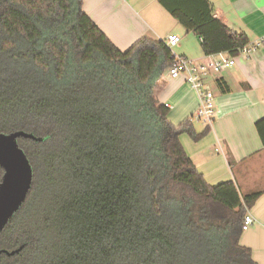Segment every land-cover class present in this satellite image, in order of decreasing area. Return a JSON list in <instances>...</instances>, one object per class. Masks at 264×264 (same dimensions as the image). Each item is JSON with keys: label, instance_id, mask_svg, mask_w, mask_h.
I'll return each instance as SVG.
<instances>
[{"label": "trees", "instance_id": "16d2710c", "mask_svg": "<svg viewBox=\"0 0 264 264\" xmlns=\"http://www.w3.org/2000/svg\"><path fill=\"white\" fill-rule=\"evenodd\" d=\"M158 2L205 55L249 43L210 0ZM172 62L165 39L119 49L83 0H0V132L46 138L18 140L34 178L0 233V250L23 247L0 264H257L240 238L264 189L206 181L180 136L210 127L174 125L157 98Z\"/></svg>", "mask_w": 264, "mask_h": 264}, {"label": "crops", "instance_id": "0c3cea01", "mask_svg": "<svg viewBox=\"0 0 264 264\" xmlns=\"http://www.w3.org/2000/svg\"><path fill=\"white\" fill-rule=\"evenodd\" d=\"M210 1L215 16L233 33L246 34L249 44L264 36V0ZM83 8L121 50L142 37L160 40L177 34L181 40L172 49L173 54L200 62L219 56L205 55L201 39L187 31L158 0H83ZM205 82L215 95V116L209 125L194 123L197 92L184 78H171L168 69L160 80L157 98L169 106L168 117L174 125L189 119L197 132L210 127L199 141L188 133L180 136L187 154L210 185L233 181L242 195L263 190L264 145L256 123L264 117V44L250 55H239L235 65L211 72ZM248 213L255 221L243 231L240 242L252 249L257 264H264V195Z\"/></svg>", "mask_w": 264, "mask_h": 264}, {"label": "water", "instance_id": "95a60500", "mask_svg": "<svg viewBox=\"0 0 264 264\" xmlns=\"http://www.w3.org/2000/svg\"><path fill=\"white\" fill-rule=\"evenodd\" d=\"M21 137L34 141L46 139L23 130L0 132V167L3 170L0 180V233L23 206L33 183V166L19 145ZM22 247L11 251L1 249L0 255H15Z\"/></svg>", "mask_w": 264, "mask_h": 264}, {"label": "built area", "instance_id": "2783aa9c", "mask_svg": "<svg viewBox=\"0 0 264 264\" xmlns=\"http://www.w3.org/2000/svg\"><path fill=\"white\" fill-rule=\"evenodd\" d=\"M181 38L177 34H169L165 41L172 50L180 42ZM264 44V36L252 44L245 45L238 55L219 53L218 57H212L207 61H197L186 56L173 54V62L168 69L171 78L182 77L197 92L199 104L195 111L194 118L205 123L211 124L215 116V95L206 85L205 78L211 72H221L236 64L239 55H250L253 51ZM255 221L251 213L245 216L243 230H247Z\"/></svg>", "mask_w": 264, "mask_h": 264}, {"label": "rangeland", "instance_id": "374dc122", "mask_svg": "<svg viewBox=\"0 0 264 264\" xmlns=\"http://www.w3.org/2000/svg\"><path fill=\"white\" fill-rule=\"evenodd\" d=\"M173 49H174V48H173ZM194 123H195L196 125H198V126H202V125H201L202 123H200V121L197 120V119L194 120Z\"/></svg>", "mask_w": 264, "mask_h": 264}, {"label": "flooded vegetation", "instance_id": "af4514ba", "mask_svg": "<svg viewBox=\"0 0 264 264\" xmlns=\"http://www.w3.org/2000/svg\"><path fill=\"white\" fill-rule=\"evenodd\" d=\"M2 176H3V174H2Z\"/></svg>", "mask_w": 264, "mask_h": 264}]
</instances>
